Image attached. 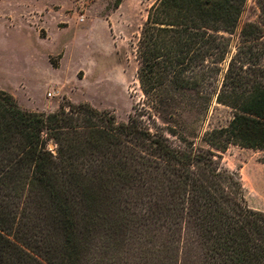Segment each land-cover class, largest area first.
<instances>
[{
  "label": "trees",
  "instance_id": "16d2710c",
  "mask_svg": "<svg viewBox=\"0 0 264 264\" xmlns=\"http://www.w3.org/2000/svg\"><path fill=\"white\" fill-rule=\"evenodd\" d=\"M257 3L260 22L243 24L231 54L224 35L246 0H157L136 44L143 99L124 123L87 103L27 111L0 89V264H82L101 233L122 231L140 233L159 264H264V213L247 208L238 177L171 120L216 75L215 101L233 114L203 142L264 151Z\"/></svg>",
  "mask_w": 264,
  "mask_h": 264
},
{
  "label": "rangeland",
  "instance_id": "374dc122",
  "mask_svg": "<svg viewBox=\"0 0 264 264\" xmlns=\"http://www.w3.org/2000/svg\"><path fill=\"white\" fill-rule=\"evenodd\" d=\"M156 1L0 0V89L27 111L52 113L70 101L126 122L143 99L136 80V44ZM259 22L257 0H246L236 30L224 35L231 54L243 24ZM215 87L216 75L202 81L197 93L190 92V99L175 109L179 118L171 120L177 121L178 134L210 149L221 168L238 177L247 208L264 213V151L236 145L219 151L203 142L206 132L226 126L233 114L215 101ZM140 236L101 233L82 264H159L158 252L149 258Z\"/></svg>",
  "mask_w": 264,
  "mask_h": 264
}]
</instances>
